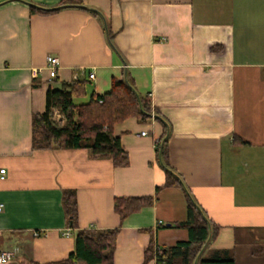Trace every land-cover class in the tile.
I'll list each match as a JSON object with an SVG mask.
<instances>
[{"label": "crops", "instance_id": "obj_1", "mask_svg": "<svg viewBox=\"0 0 264 264\" xmlns=\"http://www.w3.org/2000/svg\"><path fill=\"white\" fill-rule=\"evenodd\" d=\"M61 1L0 0V252L14 254L3 264L64 259L78 229L120 227L115 264H142L151 241L190 239L176 226L188 216L185 189L163 186L156 118L115 124L126 166L88 149L32 148V116L46 110L49 88L94 73L80 104L125 72L168 125L167 167L219 226L203 256L227 250L236 264H264V0H80L102 18L76 6L30 11V2ZM49 55L60 60L54 79ZM65 190L76 193L77 228L66 219ZM145 195L153 204L122 222L115 198Z\"/></svg>", "mask_w": 264, "mask_h": 264}, {"label": "trees", "instance_id": "obj_2", "mask_svg": "<svg viewBox=\"0 0 264 264\" xmlns=\"http://www.w3.org/2000/svg\"><path fill=\"white\" fill-rule=\"evenodd\" d=\"M29 4L32 14H51L66 7L76 6L102 18L99 9L80 0H62L49 7L34 2ZM213 49H216L215 45L212 46ZM90 75L91 73L85 78L73 79L63 89L49 88L46 110L32 116V148L88 149L94 157H109L114 165L126 166L129 163V154L120 137L114 135L115 124L129 117L140 120L156 118L164 125V134L158 144L159 161L166 169V182L163 186H181L185 189L188 216L176 226L187 228L190 239L167 247L156 246L151 241L144 251L142 264H148L153 257L158 264H236L233 252L227 250L215 251L208 257L203 256L202 251L209 241L216 237L219 226L197 203L191 190L185 186L183 178L167 167L165 145L169 129L159 115L151 96L138 92L134 79L125 72L121 79L113 78L109 92L104 95L92 93L87 102L76 103L77 98L88 97ZM56 113L61 115L60 119H56ZM153 202L154 197L151 195L118 196L115 198L114 210L123 222L130 214L152 205ZM62 203L68 225L77 228L78 202L75 191L65 190ZM119 231L120 227L78 229L74 251L68 257L51 264H115L114 252Z\"/></svg>", "mask_w": 264, "mask_h": 264}, {"label": "built area", "instance_id": "obj_3", "mask_svg": "<svg viewBox=\"0 0 264 264\" xmlns=\"http://www.w3.org/2000/svg\"><path fill=\"white\" fill-rule=\"evenodd\" d=\"M47 63H48V74H49V79H54L58 76V70L60 68V60L58 57L56 56H52L49 55L47 57ZM214 70V69H213ZM39 71V70H38ZM38 71H36V75L39 73ZM42 71V70H41ZM91 78H94V74L91 73ZM142 135H147L148 132L142 131L141 132ZM7 174V170L5 168H0V177L1 178H5ZM4 204H0V211L3 210ZM160 224H162V221L159 222ZM66 235H70V230L65 231ZM39 233H35V235H38ZM13 252L11 251H1L0 252V264L6 263L9 260H11L13 258Z\"/></svg>", "mask_w": 264, "mask_h": 264}, {"label": "rangeland", "instance_id": "obj_4", "mask_svg": "<svg viewBox=\"0 0 264 264\" xmlns=\"http://www.w3.org/2000/svg\"><path fill=\"white\" fill-rule=\"evenodd\" d=\"M92 74H94V73H92ZM94 76H95V75H94ZM94 76H93V77H94ZM55 117H56V119H59V118H60L59 115H58L57 113L55 114Z\"/></svg>", "mask_w": 264, "mask_h": 264}]
</instances>
